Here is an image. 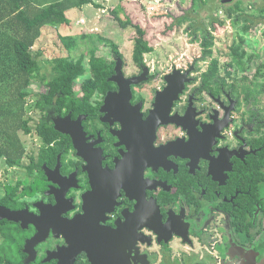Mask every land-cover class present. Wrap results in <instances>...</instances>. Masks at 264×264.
Returning <instances> with one entry per match:
<instances>
[{
    "label": "flooded vegetation",
    "instance_id": "flooded-vegetation-1",
    "mask_svg": "<svg viewBox=\"0 0 264 264\" xmlns=\"http://www.w3.org/2000/svg\"><path fill=\"white\" fill-rule=\"evenodd\" d=\"M204 1L208 14L218 1L224 20L240 22L222 75L218 60V78L204 80L205 72L195 77L196 64L182 68L176 56L160 70L149 60L153 49L135 62L133 47L129 63L121 54L109 62L113 74L121 59L125 79L143 77L129 97L116 96L119 86L109 81L105 94L76 95L84 101L51 117L74 138L57 132L46 148L59 152L55 160L41 173H28L29 163L17 208L5 207L27 210L42 219L41 230L49 227L27 262L25 244L38 230L12 223L22 264H264V47L257 41L264 40V0ZM208 22L191 28L209 27L213 36ZM191 28L196 40L201 34ZM189 70L169 112L186 128L169 123L152 136L145 121L157 92L167 76ZM109 93L115 96L106 102ZM56 214L83 217L74 257Z\"/></svg>",
    "mask_w": 264,
    "mask_h": 264
},
{
    "label": "trees",
    "instance_id": "trees-1",
    "mask_svg": "<svg viewBox=\"0 0 264 264\" xmlns=\"http://www.w3.org/2000/svg\"><path fill=\"white\" fill-rule=\"evenodd\" d=\"M87 4H92V0H59L45 7L34 6L33 0H0V158H5L10 167H23L21 161L26 157L30 159V164L27 166L28 173L32 170L41 173L43 163L48 165L59 153L46 149L58 136L51 117L59 115L63 107L84 101H75L74 96L82 95L86 98L96 93L105 94L106 89L111 85L108 79L113 74V63L96 57L94 52L89 57V76L79 84L80 86L78 85L77 89L76 80L87 73L82 58L77 61H73L69 56L53 59L51 75L49 78H44L40 75L36 58L30 52L44 27L68 25L66 12ZM206 5L204 0H192L191 9L182 17L174 19L177 23L186 21L189 19L188 14L193 13L194 7L202 10ZM115 13L116 11L114 15L117 19ZM227 13L232 14V12ZM208 21L213 31L223 26V21L214 13L208 14ZM119 23L122 28L132 25L130 20ZM133 27L137 34L133 59L139 62L142 53L150 52L152 47L145 39V31L138 25ZM192 30L201 34L196 40L199 41L202 59L205 60L211 54L214 37L210 35L209 27L196 26ZM61 40L68 51L78 46V40L75 38L62 37ZM112 54L120 56L116 45H112ZM218 64L217 60H212L202 78L204 80H208L211 76L218 78ZM34 80L44 85L46 91L35 93L31 97L28 90ZM3 97H9V100L4 101ZM31 112L40 114L34 129L41 143L36 158L32 155L25 156V149L18 135L19 131H23L26 135L33 131L29 125L32 117L28 116ZM19 186V182L5 186V191L0 196L1 206L17 208ZM13 226L7 221L0 222V264H22L20 258H17V231Z\"/></svg>",
    "mask_w": 264,
    "mask_h": 264
},
{
    "label": "rangeland",
    "instance_id": "rangeland-1",
    "mask_svg": "<svg viewBox=\"0 0 264 264\" xmlns=\"http://www.w3.org/2000/svg\"><path fill=\"white\" fill-rule=\"evenodd\" d=\"M57 1L59 0H33V5L45 7ZM149 1L92 0V4L67 11L66 16L69 24L57 27H44L41 30V36L30 50L38 62L40 75L44 78L50 77L53 59L57 57L69 56L73 61L82 58L87 73L84 77L76 80L75 88L77 89L78 85L89 76V57L91 53L94 52L96 57L103 58L109 63L112 59V45L117 46L119 53L129 63L134 47V39L137 36L133 25H138L145 31V39L149 41L153 51L157 53L156 57L149 59L155 68L165 69L170 60L176 56V58H181L180 65L182 68H188L190 65L196 64L198 68L195 77L200 78L201 74L207 70L212 58L219 61L220 74L222 75L226 51L229 45L238 42L240 22L237 21L235 23L233 20L234 16L231 18L232 20H224L223 14H221L222 9L217 1L214 15L224 21L225 24L216 31L212 30L214 37L212 55L208 59L201 60L199 41L194 40L190 34L188 35L186 29L187 27L191 28L194 21L195 23L207 22L208 7L202 10L194 7L192 9L193 13L188 14L189 18L193 19V22L187 21L178 26L174 18L185 15L191 9L192 0H165L163 5L166 8L151 13L148 11ZM165 9L166 11L163 12ZM114 11H116L115 14L118 20L115 18ZM128 20L131 21L132 25L122 28L119 21L124 23ZM62 37L77 39V48L68 51L61 40ZM257 41H259L261 48L264 47L262 38L257 39ZM132 71L131 67L126 69L127 74ZM28 91L33 97L35 93L46 91V87L34 80ZM7 99L9 100V97H3L4 101ZM30 103H32L31 100ZM28 116L32 117L29 125L33 131L29 135L19 131L18 135L24 146L25 156L32 155L36 158L41 143L34 129L40 119V114L31 112ZM29 163L30 159L26 157L21 161L23 167ZM23 167H10L7 165L5 158H0V195L4 193L6 185H15L20 179H26V170Z\"/></svg>",
    "mask_w": 264,
    "mask_h": 264
},
{
    "label": "water",
    "instance_id": "water-1",
    "mask_svg": "<svg viewBox=\"0 0 264 264\" xmlns=\"http://www.w3.org/2000/svg\"><path fill=\"white\" fill-rule=\"evenodd\" d=\"M231 1L232 0H223L222 4H226ZM190 72L191 70L184 73L175 71L172 75H169L165 78L167 86L163 91L157 92L153 105L154 108L150 111V115L147 121H145V125L149 126L148 131L152 136H154L158 126L167 125L169 123H174L177 126L186 128V126L182 122V119H178L177 117H169V112L171 110L173 102L177 101L179 95L183 92L185 83H188L190 81V79L188 78ZM141 80H143V77L125 79L122 73L121 59H118L116 61L114 74L108 79V81L115 82L119 86V94L115 95L126 97L130 96V86L138 84ZM115 95L110 93L107 94L106 102L111 96ZM54 129L61 134H71L68 130H65L62 127L61 122L58 121L54 122ZM58 166L59 163L56 166V170ZM49 175L50 174L48 173V176ZM56 215L59 219V222L64 224V229L66 228V231L64 230L62 232L67 243L70 245V249L73 250L72 256L74 257L78 253V246L81 235V223L83 217H74L72 220L67 221L61 219L59 214ZM1 221H7L11 223L21 222L22 228H25L27 224H33L36 227L38 232L25 244V252L29 254V259H27V262L32 261V255L34 254L33 247L45 240L47 234L49 233V227L47 226L46 228H44V230H41L43 227H38V225L42 223V219L33 218L27 210L14 211L0 205V222ZM53 232H56L54 228Z\"/></svg>",
    "mask_w": 264,
    "mask_h": 264
},
{
    "label": "built area",
    "instance_id": "built-area-1",
    "mask_svg": "<svg viewBox=\"0 0 264 264\" xmlns=\"http://www.w3.org/2000/svg\"><path fill=\"white\" fill-rule=\"evenodd\" d=\"M163 2H164V0H150L148 2L150 4L148 11L151 13V12H153V11L155 12L159 9L163 10V8H166V7H164L165 5H163ZM82 23H83V20H82Z\"/></svg>",
    "mask_w": 264,
    "mask_h": 264
}]
</instances>
